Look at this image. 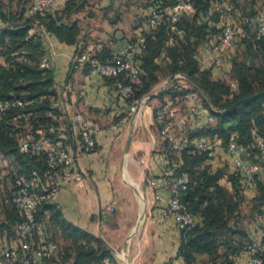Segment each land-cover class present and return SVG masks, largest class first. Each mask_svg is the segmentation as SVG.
Returning a JSON list of instances; mask_svg holds the SVG:
<instances>
[{"label":"trees","instance_id":"trees-1","mask_svg":"<svg viewBox=\"0 0 264 264\" xmlns=\"http://www.w3.org/2000/svg\"><path fill=\"white\" fill-rule=\"evenodd\" d=\"M87 1L66 0L57 9L41 17L27 15L30 0H0V53L10 62L8 67L0 66V100L18 99L22 102L20 106L7 108L0 116V154L15 165L16 176L28 174L32 170L43 175L47 168L43 156L35 157L18 150L21 137H38L36 131L40 130L49 139L60 138L56 119H51L46 112L63 86L53 78L52 70L39 67V59L45 53L43 37L37 34L35 37L29 36L28 31L38 20L46 32L61 42L75 44L76 51L87 49L85 39H81L79 21L77 18L71 19L83 11ZM247 1L256 11L264 12V0ZM190 2L196 10L193 19L181 17L173 26L175 30L182 31L180 36L172 34V27L168 24L145 32V49L139 57L140 85L134 96H150L160 82L179 73L184 76L182 79L187 86H175L173 83L176 79H173L166 89L153 97L165 103L170 102L175 108L185 99L186 94L197 91L202 97L204 109L214 119L190 131L186 137L191 139L206 135L226 143L236 133L235 140L238 143L257 153L255 137L258 134L264 139V93L238 105L236 103L264 92V38L254 40L250 27L241 25L226 63L219 68L220 75L214 76L213 67H202L194 58L216 33L215 27L205 21L204 13L213 3H235V0ZM172 4L173 0H146L134 28L142 26L149 9ZM171 34L173 42L168 44ZM93 54L102 61L112 56L108 49ZM84 68L89 72L88 65H84ZM68 79L66 77V81ZM116 79L127 82L124 75ZM116 79L106 78L110 84ZM231 81L236 83V89L230 87ZM16 114H22V117L14 120ZM55 114L57 117L58 112ZM155 120L160 131L161 123ZM162 145L167 157H173L164 139ZM179 163L178 173L184 174L188 181L182 193V201L186 209L197 218V223L191 229L180 232L177 255L183 264H234V257L245 251L252 241L243 220L248 218L254 221L256 216L264 217V178L256 181L255 194L249 200L229 166L212 170V166L206 164L204 155L186 151L181 153ZM15 178L10 189L6 191L0 188V208L8 220L0 225V229L9 234L13 233L12 229L15 230L20 217L12 207L3 203V199L14 190ZM224 179L229 183L228 187ZM246 201H249V208L244 212ZM35 221L36 227L43 223L46 232L47 226L58 228L65 242V245L58 247L54 257L41 264H56L59 260L57 264H121L102 238L66 221L55 203L42 202L36 210ZM37 235L35 229L34 240L39 237ZM199 258L204 261L198 262Z\"/></svg>","mask_w":264,"mask_h":264},{"label":"built area","instance_id":"built-area-1","mask_svg":"<svg viewBox=\"0 0 264 264\" xmlns=\"http://www.w3.org/2000/svg\"><path fill=\"white\" fill-rule=\"evenodd\" d=\"M66 0H30L27 7L29 16H45L55 10L57 4ZM115 1V0H111ZM247 0H235V3H213L204 13L205 21L215 27L216 33L208 43L194 55L200 65L221 68L232 50L233 44L241 25L250 27L253 39L264 38V12H246L243 4ZM195 8L190 0H173L170 6L163 8H151L146 19L139 27L135 39L125 46L115 49L112 56L104 61L94 56L90 49H80L73 55V62L77 65L89 66V74L102 78L116 79L124 75L127 82L115 80L111 86L117 95L129 103V112L136 111L140 105L148 99V95L136 98L134 92L140 85V59L145 49V32L158 29L163 24L171 25L172 34L180 36L181 30L174 29L175 23L181 17L193 19ZM2 21L0 19V28ZM47 32L36 20L28 31L29 36L40 35L44 37ZM172 34L167 43L173 42ZM45 53L39 59V67L52 70L50 56ZM9 61L0 53V66L8 67ZM184 78L183 75L174 74V79ZM230 87L236 89V83L230 82ZM64 90L59 91L58 97L53 100L46 114L51 119H56V111L62 107L65 96ZM190 94L185 95V99ZM18 99L0 100V116L9 107L20 106ZM187 112L192 116L195 123L200 122L205 112L204 107L189 105ZM177 110L170 102H166L156 111V119L161 123L160 135L166 141L167 150L173 157H166L164 164L156 177H150V185H156L164 189L165 195L154 193L153 202L159 204V219L171 218L180 232L191 229L197 223V218L191 214L182 201V193L187 187V177L178 173L180 167L179 158L183 151L195 155H204L207 164L213 166L220 159L221 167L229 166L240 183L242 189L251 191L256 188V181L264 178V139L257 134L255 144L258 152L250 151L245 145L235 140L236 133L223 143L220 139L210 138L206 135H198L189 139L179 138L174 132L176 122L174 118ZM22 114H16L13 119L18 120ZM213 116L206 117V122H213ZM72 128L76 131L80 140L78 153L69 151L66 143L61 138L49 139L40 130L36 132L38 137H21L18 140V150L31 156H43L46 162V172L41 175L32 170L28 174H18L14 181V190L3 199V203L12 207L20 221L16 223L15 230L17 239L20 241V249L4 248L0 245V264H41L56 255L58 246L42 236V240H34V230L38 229L35 221V213L42 202H53L58 196L60 189L65 185H78L83 181V175L78 169L80 155L91 153L96 145L97 135L102 132H112L123 126V120L116 121L113 125L102 128L90 123L80 113H74L71 117ZM199 127L193 129L196 130ZM140 164L144 160L138 161ZM1 193V191H0ZM114 210L113 203L107 207L108 212ZM247 254L246 264H262L264 256V230L260 240H252L245 248ZM105 264H110L105 262Z\"/></svg>","mask_w":264,"mask_h":264},{"label":"crops","instance_id":"crops-1","mask_svg":"<svg viewBox=\"0 0 264 264\" xmlns=\"http://www.w3.org/2000/svg\"><path fill=\"white\" fill-rule=\"evenodd\" d=\"M102 1L106 6L112 2L114 6L119 5V0ZM59 6L58 3L56 7ZM138 29L133 27L125 34L120 30L114 31L106 36L107 31L101 39L90 41L88 37L95 38V31L88 23L84 32L81 30V39H85L87 49L93 53L103 49L113 52L133 41ZM43 44L51 59L53 78L63 86L65 92L61 110L56 117V129L69 151L78 153L80 150L79 137L71 125L74 113H80L90 123L102 128L123 120L120 129L97 135L96 145L91 153L79 156L77 164L83 175L82 183L63 186L53 203L58 206L66 221L99 236L114 253L119 249L123 264H183L177 255L180 231L171 218L159 219V204L153 202L154 193H166L161 187L148 182L150 177L158 175L167 157L163 152V137L154 118V109L159 101L154 95H150L149 103L146 104L145 100V104L143 102L136 111L130 113L129 103L117 95L106 78L90 75L84 66L73 62L77 49L75 44L61 42L48 32L43 37ZM212 73L219 76V68L213 67ZM66 77H69L67 81ZM189 94V98L181 100L175 107L177 114L174 118V132L179 138L186 137V129L193 131L196 126L205 125L209 115L205 110L201 121L195 123L187 108L193 104L203 107L202 97L197 91ZM0 157L2 162L9 160L1 154ZM139 160H144V163L140 164ZM221 161L224 160L217 161L211 169L221 167ZM223 182L229 186L225 179ZM254 194V190L245 192L249 199ZM112 203L114 210L108 212L107 207ZM258 218L262 219L256 218L254 223L247 226L251 240H260L264 230V217ZM7 221V215L0 208V225ZM143 222L145 225L139 252L132 261L128 258L130 241L141 230L140 225ZM42 224L37 227V240H42V236L48 239L46 235L49 236ZM12 231L9 234L8 231L0 229V245L4 248L20 249L16 230ZM246 261L245 251L234 257V264H246Z\"/></svg>","mask_w":264,"mask_h":264},{"label":"rangeland","instance_id":"rangeland-1","mask_svg":"<svg viewBox=\"0 0 264 264\" xmlns=\"http://www.w3.org/2000/svg\"><path fill=\"white\" fill-rule=\"evenodd\" d=\"M145 4H146V0H119L118 6H114L113 2L111 3L112 6L110 5V3H108V5L106 6V4H104L102 0H88L85 4V8L83 9V11L72 16L71 19L77 18V20L79 21V24L81 25V28L83 29V32H84L86 24L89 23L91 28L94 29L93 31H95L93 33V36L95 38H91V37L89 38L88 37V39H91L90 41H92V40L96 41L97 39H101V37L103 36V33L107 32V31L108 32L105 34L106 36L109 33L114 32V31L120 30L125 34L126 31L129 32L131 30V28L133 29V27H135V25L137 24V20L140 16V13H142V10L144 9ZM243 8L248 13L250 11H256V9L253 8L252 4L249 3V1H246L243 4ZM258 8L260 9V6ZM113 24H115V25H113ZM98 35H100V36H98ZM85 37H87V34L85 35ZM104 38H105V36H104ZM166 80L167 79H165L164 81H166ZM164 81L160 82L156 87H154L152 93L159 94L162 90L166 89L167 84L169 82L165 86H163L162 83ZM173 85H175V86H180V85L187 86L184 82V79H182V78H176ZM161 86H163L162 90H161ZM191 90H192V88H191ZM147 103H149V99L146 100V104ZM143 104H145V102ZM164 104H165L164 100L159 101L157 108L154 109L155 112L158 109H160ZM199 126L203 127L202 124H200ZM189 133H190V130L186 129L184 136H188ZM162 141H163V139H162ZM1 160H2V158L0 157V188L5 189L7 191V188H9V189L11 188V184H12L17 173L15 172V165L12 162H10L9 160H5V162H2ZM3 169L4 170L7 169V171L4 172ZM254 193H255V191H254ZM248 202L246 201L245 204L243 205V211L244 212L248 211V208H249ZM256 217H257V220L262 219V218H258V216H256ZM145 221H146V219L144 217V222ZM254 221H249V219L246 218L243 220V224H245V228H246L251 222L254 223ZM144 222L142 225H140L141 230L137 231L136 235L130 241V251L128 250L129 251L128 258H130L132 261L134 260L133 258H136V256L138 255V252H139V246L141 243V236L143 234L142 230H143V227L145 225ZM46 229L49 232L48 238L50 240L48 239V241L55 243L58 247L65 245V242L62 239L58 228L50 225L49 227L47 226ZM112 253L114 254L117 261L120 262L121 264H123L124 260L119 254L120 253L119 249H118L117 253H114L113 251H112ZM203 261H204V259H202V258L198 259V262H200V263H202ZM59 262H60V260L57 263H59ZM129 264H131V263H129Z\"/></svg>","mask_w":264,"mask_h":264},{"label":"water","instance_id":"water-1","mask_svg":"<svg viewBox=\"0 0 264 264\" xmlns=\"http://www.w3.org/2000/svg\"><path fill=\"white\" fill-rule=\"evenodd\" d=\"M173 79H174V75H171V76H170V77L164 82L163 86H165L168 82H170V81L173 80ZM163 86L161 87V90H162ZM263 93H264V92H261V93L255 94V95H253V96H250V97H248V98H244V99L238 101V102L236 103V105H238V104H240L241 102H244V101H246V100H249V99H251V98H255V97H257V96H259V95H261V94H263ZM152 95H156V93L151 94V96H152ZM137 225H138V224H136V226H137Z\"/></svg>","mask_w":264,"mask_h":264}]
</instances>
